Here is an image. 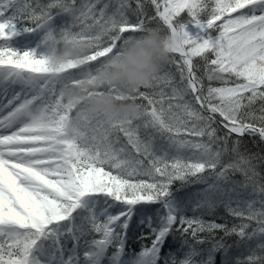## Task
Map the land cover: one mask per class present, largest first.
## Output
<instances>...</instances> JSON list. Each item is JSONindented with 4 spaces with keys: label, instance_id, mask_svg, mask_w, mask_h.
<instances>
[{
    "label": "snow or ice",
    "instance_id": "snow-or-ice-1",
    "mask_svg": "<svg viewBox=\"0 0 264 264\" xmlns=\"http://www.w3.org/2000/svg\"><path fill=\"white\" fill-rule=\"evenodd\" d=\"M0 264H264V0H0Z\"/></svg>",
    "mask_w": 264,
    "mask_h": 264
},
{
    "label": "clouds",
    "instance_id": "clouds-1",
    "mask_svg": "<svg viewBox=\"0 0 264 264\" xmlns=\"http://www.w3.org/2000/svg\"><path fill=\"white\" fill-rule=\"evenodd\" d=\"M146 40L147 43L130 49L120 57V63L112 70L117 83L138 87L148 82L152 74L167 60L168 53L162 41L157 40L154 35H149ZM108 106L116 113L135 115L137 112L135 106L117 104L114 100Z\"/></svg>",
    "mask_w": 264,
    "mask_h": 264
},
{
    "label": "trees",
    "instance_id": "trees-1",
    "mask_svg": "<svg viewBox=\"0 0 264 264\" xmlns=\"http://www.w3.org/2000/svg\"><path fill=\"white\" fill-rule=\"evenodd\" d=\"M209 218H211V217H209ZM214 218L217 220V222H224L226 220L229 221V222H232V218L229 217L227 215L226 211L223 210V209L219 210L218 213H217V216L214 217ZM131 247L136 249V250H139V247H140L139 241H134L132 243Z\"/></svg>",
    "mask_w": 264,
    "mask_h": 264
}]
</instances>
